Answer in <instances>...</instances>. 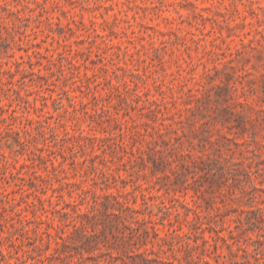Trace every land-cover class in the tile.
Segmentation results:
<instances>
[{
  "label": "rangeland",
  "instance_id": "rangeland-1",
  "mask_svg": "<svg viewBox=\"0 0 264 264\" xmlns=\"http://www.w3.org/2000/svg\"><path fill=\"white\" fill-rule=\"evenodd\" d=\"M0 264H264V0H0Z\"/></svg>",
  "mask_w": 264,
  "mask_h": 264
}]
</instances>
